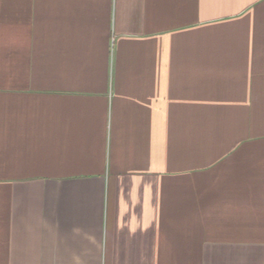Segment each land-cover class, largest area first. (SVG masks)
Instances as JSON below:
<instances>
[{"label":"crops","instance_id":"crops-1","mask_svg":"<svg viewBox=\"0 0 264 264\" xmlns=\"http://www.w3.org/2000/svg\"><path fill=\"white\" fill-rule=\"evenodd\" d=\"M0 264H264V0H0Z\"/></svg>","mask_w":264,"mask_h":264}]
</instances>
